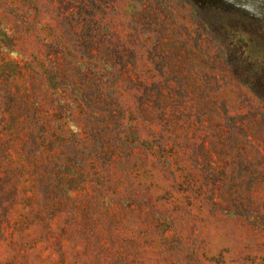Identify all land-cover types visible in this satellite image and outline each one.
<instances>
[{
  "label": "rangeland",
  "instance_id": "rangeland-1",
  "mask_svg": "<svg viewBox=\"0 0 264 264\" xmlns=\"http://www.w3.org/2000/svg\"><path fill=\"white\" fill-rule=\"evenodd\" d=\"M263 55L264 0H0V264H264Z\"/></svg>",
  "mask_w": 264,
  "mask_h": 264
},
{
  "label": "trees",
  "instance_id": "trees-1",
  "mask_svg": "<svg viewBox=\"0 0 264 264\" xmlns=\"http://www.w3.org/2000/svg\"><path fill=\"white\" fill-rule=\"evenodd\" d=\"M248 19H250V18H248ZM250 21H251V23H253V24L257 25V26H260L254 20L250 19ZM259 29H260V27H259ZM246 49L251 51V50L254 49V47L250 46V47H248ZM242 53H243V55H247L246 52H245V49L242 51ZM239 67H243V66L240 65ZM251 77H253L252 83L250 82L251 85L255 89L256 93H258L260 96H262L264 98V60H263V62L261 64V66L257 70H254L252 72V76Z\"/></svg>",
  "mask_w": 264,
  "mask_h": 264
}]
</instances>
